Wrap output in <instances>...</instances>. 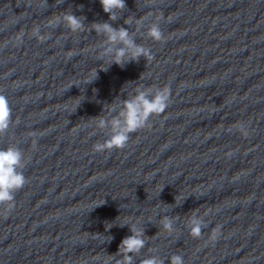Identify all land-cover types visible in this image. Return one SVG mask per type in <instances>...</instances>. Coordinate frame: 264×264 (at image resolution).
<instances>
[{
  "label": "clouds",
  "instance_id": "obj_1",
  "mask_svg": "<svg viewBox=\"0 0 264 264\" xmlns=\"http://www.w3.org/2000/svg\"><path fill=\"white\" fill-rule=\"evenodd\" d=\"M63 2V0H58ZM103 12L108 14V21L93 22L90 30L97 35L104 37V47L99 53L100 60H107L108 65L116 64L123 67L130 61H138L140 57H144L146 61L152 60L153 54L149 48L139 45L130 36L129 31L125 27H113L109 21L118 19L117 13L123 11L127 5L125 0H99ZM163 18V14L152 22L147 28V35L150 39L157 42H163L165 36L160 28L159 21ZM133 17L125 19V24L132 22ZM171 19L169 18V21ZM139 22V21H137ZM63 24L70 32H82L85 30L84 17L74 15L71 10H66L62 14H53L49 19L47 26L56 27ZM24 32L16 37L17 44L22 42ZM31 36L37 41L44 42L50 38V33L41 34L39 25L34 26L31 30ZM116 47H113V46ZM107 69V68H106ZM102 69V70H106ZM97 77V72L92 82ZM171 88L168 85L157 87L156 90H138L132 99H126L122 102L120 112L110 122L104 118L96 119V126L99 128L110 127L111 134L103 142H97L93 145L96 152L111 151L113 149H124L131 137V134L138 132L149 126L150 119L153 116L163 114L171 102ZM79 104L77 105V107ZM12 109L7 97L0 94V135L6 134L10 125H12ZM239 132L247 136L248 132L242 124L236 125ZM36 141H33L35 146ZM229 153L228 156H231ZM25 158L23 151L16 145H9L7 148L0 149V207H3L5 213H9L14 208L15 193L21 190L27 183V179L23 173L25 168ZM162 191V190H161ZM101 205V204H100ZM99 206V205H97ZM96 207V206H95ZM205 212L204 215H207ZM7 218V216L5 217ZM106 230L113 225L106 224ZM127 225L131 235L122 239L118 251L113 254L119 257L115 260V264H134L133 256L139 254L146 245L145 230L129 221L120 224L121 227ZM160 225L163 230L172 234L176 231L173 218L164 216ZM204 219L200 216H192L189 219L188 229L189 235L194 239L202 236V228L206 227ZM221 234V226L214 227L208 237L209 241L214 242ZM110 240L111 237L109 236ZM113 256H111L113 258ZM169 264H185L184 257L181 254H172L168 257ZM140 264H165V261L158 256L152 255L141 260Z\"/></svg>",
  "mask_w": 264,
  "mask_h": 264
}]
</instances>
